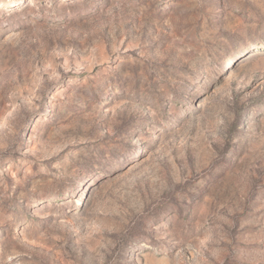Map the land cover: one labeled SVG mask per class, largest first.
<instances>
[{"label":"rangeland","instance_id":"obj_1","mask_svg":"<svg viewBox=\"0 0 264 264\" xmlns=\"http://www.w3.org/2000/svg\"><path fill=\"white\" fill-rule=\"evenodd\" d=\"M0 264H264V0H0Z\"/></svg>","mask_w":264,"mask_h":264}]
</instances>
